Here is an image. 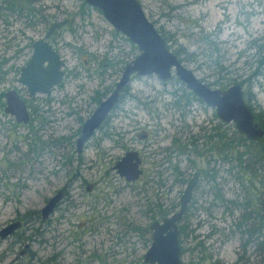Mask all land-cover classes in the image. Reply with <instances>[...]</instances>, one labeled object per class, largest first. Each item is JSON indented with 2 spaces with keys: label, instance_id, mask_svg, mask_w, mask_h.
I'll use <instances>...</instances> for the list:
<instances>
[{
  "label": "rangeland",
  "instance_id": "obj_1",
  "mask_svg": "<svg viewBox=\"0 0 264 264\" xmlns=\"http://www.w3.org/2000/svg\"><path fill=\"white\" fill-rule=\"evenodd\" d=\"M138 2L196 78L220 90L241 82L247 104L264 117V0ZM24 8L20 14L0 10V58L13 59L9 69L21 68L48 27L68 19L49 39L64 63V78L50 96L30 100L27 124L17 126L0 108V231L41 211L69 183L73 205L62 203L47 224L36 218L0 239V264H50L55 251L64 254L59 264H79L78 259L80 264H145L149 226L160 220L155 205L167 217L176 212L186 181L201 170H213L215 179L201 178L179 223L182 264H235L240 256L264 264V250L252 246L244 255L241 248L249 228L241 217L264 214V160L246 177L234 158L227 163L217 151H208L217 145L207 139L213 128L219 126L229 139L236 136L234 124L219 121L214 109L193 98L174 76L167 82L155 75L138 77L104 129L78 155L75 141L83 123L112 93L138 50L83 0H36L32 13ZM17 78L10 73L3 88H18L29 98ZM127 150L137 151L142 160L143 175L133 183L113 169ZM77 230L81 235L72 239Z\"/></svg>",
  "mask_w": 264,
  "mask_h": 264
},
{
  "label": "water",
  "instance_id": "obj_2",
  "mask_svg": "<svg viewBox=\"0 0 264 264\" xmlns=\"http://www.w3.org/2000/svg\"><path fill=\"white\" fill-rule=\"evenodd\" d=\"M83 1L87 6L99 11L117 33L134 45L138 55L124 67L112 93L83 123L81 133L76 140L78 154L83 152L85 144L116 109L121 95L133 79L152 75L157 76L162 82H167L174 76L194 97L214 109L219 121L234 124L236 131L248 141L254 142L264 136V130L255 122L254 112L245 100L242 87L233 84L226 90L213 89L196 78L192 71L184 67L161 33L148 20L138 0ZM67 23L68 19L52 23L45 36L32 46V57L20 77V83L27 88L32 97L38 94L48 96L52 88L62 83L64 63L53 50L49 39ZM7 95L6 112L15 117L19 123H28L30 113L25 101L15 91ZM114 170L126 183L137 181L143 175L138 152L126 153L114 166ZM198 179L199 173L195 172L186 183L176 212L161 222L155 221L149 226L151 244L144 255L145 264H182L179 222L191 203ZM61 198L62 195L58 194L49 200L42 211L45 220L53 213ZM21 226L22 224L17 222L2 229L0 239L9 238L20 230Z\"/></svg>",
  "mask_w": 264,
  "mask_h": 264
},
{
  "label": "flooded vegetation",
  "instance_id": "obj_3",
  "mask_svg": "<svg viewBox=\"0 0 264 264\" xmlns=\"http://www.w3.org/2000/svg\"><path fill=\"white\" fill-rule=\"evenodd\" d=\"M3 1V0H2ZM4 2V1H3ZM7 0H5V3L3 4V8H1L0 7V10L1 11H3L4 12V10H7ZM22 4V3H21ZM20 8L22 9L23 8V4L22 5H19V7L16 9V11H14V13H17V14H20ZM62 29V28H61ZM57 31H59V30H57ZM56 31V32H57ZM55 32V33H56ZM54 33V34H55ZM53 37V36H52ZM260 53V52H259ZM262 58H264V56L262 57ZM16 61H18L17 59H15ZM13 62V59L11 58V59H8L7 57H3V58H0V87L2 88L1 90H0V108H1V110L4 112L3 113V115H6V116H9V117H11L13 120H14V123L17 125V126H19V125H23V124H27V123H19L18 122V120L15 118V117H13L11 114H8L7 112H6V109H7V106H8V93L9 92H11V91H15L21 98H22V100H24L25 101V103H26V105H27V108H28V111H29V113H30V121H31V118H32V114H31V103H30V100L32 99V98H34V96L32 97V96H30L29 98H25L23 95H22V93H21V91H19L18 90V88H10V89H4L3 88V82L5 81V78L10 74V73H14L15 75H17L18 76V78H17V83H19V84H21L20 83V77H21V74H22V72H23V70H24V68L26 67V65H23L21 68L20 67H15L14 68V66H10V69L8 68V64H11ZM64 68V67H63ZM63 68H62V71H63ZM64 73V72H63ZM63 78H64V76H63ZM63 81V80H62ZM22 85V84H21ZM59 86V85H58ZM242 86V85H241ZM57 87V86H56ZM56 87H54V88H56ZM54 88H52V90L54 89ZM124 92H126V90L124 91ZM51 93H52V91H51ZM124 94V93H123ZM123 94L121 95V98H122V96H123ZM38 95H42V94H38ZM51 95V94H50ZM50 95H48V96H50ZM36 96V95H35ZM45 96H47V95H45ZM121 101V100H120ZM120 103V102H119ZM100 104V103H99ZM98 107V106H97ZM251 108H252V110H254L255 108H253L252 106H250ZM255 111V110H254ZM253 111V112H254ZM94 113V112H93ZM254 115H255V113H254ZM110 117V116H109ZM109 117L107 118V120L100 126V128L96 131V132H98L99 130H101V129H104V127H105V125H106V123L108 122V120H109ZM90 118V117H89ZM88 118V119H89ZM87 119V120H88ZM86 120V121H87ZM29 121V122H30ZM28 122V123H29ZM83 126V125H82ZM82 128V127H81ZM96 132H95V134H96ZM80 133H81V129H80ZM80 133H79V135H80ZM94 134V135H95ZM94 135L89 139V141L85 144V146L87 147V145H88V143L90 142V140L94 137ZM148 136V135H147ZM77 140V139H76ZM116 145H118V144H116ZM75 146H76V141H75ZM85 146H84V149H85ZM84 149H83V151H84ZM131 151H133V150H127L126 152H124V155L126 154V153H128V152H131ZM76 152H77V150H76ZM194 152V151H193ZM83 153V152H82ZM81 153V154H82ZM78 154V153H77ZM81 154H78V155H81ZM123 155V156H124ZM122 156V157H123ZM122 157H121V159H122ZM120 159V160H121ZM141 159V158H140ZM119 160V161H120ZM119 161H117L116 162V164L119 162ZM115 164V165H116ZM114 165V166H115ZM141 168H142V160H141ZM113 169H114V167H113ZM209 171H211V170H209ZM197 173H199V179H198V182H197V184H196V186H195V189H194V192H193V195L195 194V191H196V189H197V187L200 185V181H201V178H204V176H205V172H202V170L201 171H196ZM195 173V172H194ZM193 173V174H194ZM192 177V176H191ZM190 177V178H191ZM206 177V176H205ZM189 178V179H190ZM121 179H123V178H121ZM189 179L186 181V183L189 181ZM124 180V179H123ZM125 181V180H124ZM72 183H69V185H67V186H65L62 190H60V191H58L57 193H55V195L52 197V198H54L56 195H58V194H61L62 195V198L59 200V202L57 203V205H56V207H55V209H54V211H53V213L49 216V218L48 219H44L43 218V213H42V211H43V209L45 208V206L47 205V203L49 202V200L45 203V206H44V208L41 210V211H35V212H32V213H30L31 215H25V216H23L22 217V219H20V220H18V221H14V222H11L10 224H14V223H17V222H20L21 224H22V226H21V228H20V230H22L25 226H27L29 223V221L31 222L32 220L34 221L36 218H38V220L40 221V218H41V221L43 222V224H47L48 222H50V218L54 215V213L56 212V211H58V210H60V207H61V204L62 203H68V204H70V205H73V203H71V198L69 197V192H70V190H71V188H72ZM159 185H160V187L161 188H163V186H164V188H165V186L166 185H163V183H162V181L159 183ZM186 185V184H185ZM92 186V185H91ZM87 190L89 191L90 190V187L88 186L87 187ZM167 190H168V188H167ZM182 195V194H181ZM181 197V196H180ZM51 198V199H52ZM194 197L192 196V199H191V203L189 204V206L193 203V201H194V199H193ZM180 200V199H179ZM158 206V207H157ZM189 206H188V209H187V211H186V213L188 212V210H189ZM178 207H179V203H178ZM216 206H212V208L214 209ZM245 207V206H244ZM155 208L156 209H158L159 211H160V215H161V213L162 214H166L167 213V211H164L163 209H162V206H160L159 204H157V205H155ZM246 210V209H245ZM186 213L184 214V216L186 215ZM159 215V217H160V220H156V222H161L163 219H165V218H167V214H166V216L165 217H163L162 215L160 216ZM184 216L182 217V219H181V221L184 219ZM262 218H263V213L262 212H255V213H247L246 214V216L245 215H243L242 217H241V222H244L245 223V226H247V227H249V233H247V230H248V228L243 232L245 235H242V237H247L246 239H242L243 240V243H242V245H241V248L243 249V254L245 255L246 254V251H247V249H248V247L249 248H252V246L254 247L253 249H255L256 251H262V249L261 248H259L258 247V242L259 241H262V234H261V231H260V233L259 234H257V231H258V229L261 227L262 228V224H261V222H262ZM82 219H80V221H81ZM83 221V220H82ZM180 221V222H181ZM179 222V223H180ZM9 224V225H10ZM82 224H86V220H85V222L84 223H79V226H77V229L78 230H80L81 231V229L83 230L84 229V225H82ZM243 224V223H242ZM8 226V225H7ZM236 226H238V225H236ZM20 230H17L16 232H14L11 236H13L14 234H17V232H19ZM77 230V232H74L72 235H71V238L72 239H74V238H76V237H78V236H80L81 234H79L78 231ZM85 231H86V229H85ZM150 231V230H149ZM256 232V233H255ZM151 233V232H150ZM183 233H184V230H183V227H181V226H179V234H180V236H179V241H180V245H181V241H182V236H183ZM257 234V235H256ZM255 239V241H256V245H254V243H252L253 242V240ZM76 240V239H75ZM54 244H53V248L55 249L58 245H59V243H58V239L54 236ZM198 246H201V243L198 245ZM181 255H182V253H181ZM63 256H64V254L63 253H59L58 251H55V252H53V254H52V256L50 257V259H49V263L50 264H59L60 262H63L64 260H63ZM244 260V262L242 263V264H250V262H249V260L248 259H246V258H244V257H239L238 259H237V261H236V263L235 264H241V261H243ZM80 259H78L77 260V263H79L80 264ZM214 264H220L219 263V261H216V262H214Z\"/></svg>",
  "mask_w": 264,
  "mask_h": 264
},
{
  "label": "trees",
  "instance_id": "obj_4",
  "mask_svg": "<svg viewBox=\"0 0 264 264\" xmlns=\"http://www.w3.org/2000/svg\"><path fill=\"white\" fill-rule=\"evenodd\" d=\"M18 1L17 0H7V3H6L7 4V10L10 12H14L19 7V5H22L25 1V3H27V5L23 4V7H25L24 9L28 10L30 13L33 12V9L30 8V5L32 4V1H36V0H32V1L20 0L22 4L19 3ZM22 10H23V8L22 9L20 8V11H22ZM165 41L167 42L166 39H165ZM174 53L180 59V53L181 52L175 51ZM180 60L182 62V59H180ZM215 65L219 66V63L216 62ZM220 70L223 71L224 69L222 67H220ZM234 84H239L240 86L242 85L241 82H235V81H234ZM190 95H193V94L190 93ZM193 98H194V96H193ZM97 102H99V101H97ZM255 122L261 127L262 130H264V117L260 113H255ZM218 128H219V126L217 128H213V134L207 136L209 144L212 140H215L217 142V145L215 146L216 148L215 147H213V148L208 147V151L209 152H213L214 150L217 151V153L221 155L222 160L226 161L227 163L231 162V160L234 158V161H236L237 166H239L243 170V172L245 173L244 176L248 177L247 174H249V173L254 175V173L256 172L255 168H257L258 164L264 160V136L261 139H258L254 142H250L243 135L236 132L235 137L232 136V138L227 139L225 132H221L220 129H218ZM191 143L194 144V142H191ZM176 145H177V142H176ZM180 147H181V145H179V148L176 146V148L178 150L180 149L179 150L180 153H183L184 147H183V149H181ZM177 170L178 169L176 167H174V172H176V174L178 173ZM213 172H214L213 170L205 172V176L209 180H212V181H214V179H215V176H214L215 172L214 173ZM244 205H245L244 208L247 209V207L250 204L248 205V202H246ZM262 205H264V203ZM257 208H259V207H257ZM158 212L160 215L159 210H158ZM166 214L161 213V215L163 217H165ZM263 223H264V214H263L261 224L263 225ZM260 231H261V227L258 229L257 234H259ZM247 233H249V228L247 230ZM261 234H262V241L258 242V247L261 248L262 250H264V231L261 232Z\"/></svg>",
  "mask_w": 264,
  "mask_h": 264
}]
</instances>
